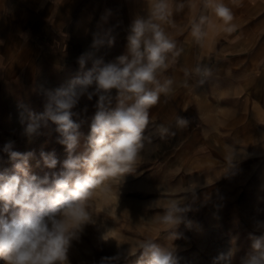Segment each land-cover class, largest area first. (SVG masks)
<instances>
[{
  "label": "clouds",
  "instance_id": "clouds-1",
  "mask_svg": "<svg viewBox=\"0 0 264 264\" xmlns=\"http://www.w3.org/2000/svg\"><path fill=\"white\" fill-rule=\"evenodd\" d=\"M203 7L208 14L191 21L190 34L196 43L212 26L210 17L220 22L223 33L230 35L236 31L233 11L224 0H203ZM184 8L183 0H152L147 18L137 17L130 25L126 54L105 63L84 53L78 57L80 68L84 69L89 60L92 66L82 76L73 78L66 87L41 86L44 111L28 112L25 132L29 138L41 135V127H47L50 121L56 126L60 137L57 142L65 146L67 158L59 171L45 172L41 177L29 172L34 151L21 153L13 150L14 141L5 142L3 152L12 162L11 170L0 171V259L5 264H70L68 254L73 242L80 240L88 225L97 224L90 211L94 191L134 172L145 141L151 143L153 135L162 141L176 136L166 124L150 120V110L162 95L171 97L175 92V81L161 77L177 62L183 48L178 47L164 25L171 24L173 13ZM101 43L94 40L92 46ZM108 43L112 45L114 41ZM194 72L202 77L212 76V69L202 63L197 64ZM184 74L190 73L185 69ZM187 86L184 81V87ZM84 96L89 101L98 97L86 137L80 130L81 123L73 119L77 115L73 109ZM24 122L22 113L21 123ZM152 124L154 131L148 134ZM175 124L184 129L189 120L177 115ZM82 140L83 151L77 153ZM40 156L45 168L56 169L54 151H41ZM187 210L172 201L159 221L167 228H175L183 220L180 214ZM255 227L262 234H249L252 252L241 264H264V221H257ZM107 231L101 233L100 241L109 240ZM119 246L117 243L115 255L101 257L98 264H118L137 252L140 255L136 264H178L174 250L162 249L153 239L137 241L125 251L119 250Z\"/></svg>",
  "mask_w": 264,
  "mask_h": 264
},
{
  "label": "crops",
  "instance_id": "crops-1",
  "mask_svg": "<svg viewBox=\"0 0 264 264\" xmlns=\"http://www.w3.org/2000/svg\"><path fill=\"white\" fill-rule=\"evenodd\" d=\"M183 2V11L174 12L172 23L164 25L183 52L161 80L171 77L188 85H183L186 104L172 106L166 120L168 127H176L177 115L189 120L183 132L188 195L199 185L193 178L206 170L213 169L223 178L237 176L239 169L252 171L257 160L264 161V0H224L233 11L236 31L223 33L220 22L210 17L212 26L206 28L199 44L190 34L191 21L208 14L207 9L203 0ZM151 3L0 0V96L8 95L10 86L30 83L36 65H43L38 78L45 80V65L86 72L92 61L81 69L78 57L84 53L105 63L114 62L126 54L132 21L147 18ZM94 40L102 43L93 47ZM109 40L114 43L109 45ZM198 63L211 68L212 76L197 75L194 69ZM185 69L190 73L187 76ZM150 111L157 116L159 108ZM153 120L157 123L158 118ZM255 145L261 146L258 154ZM202 168L205 171H199Z\"/></svg>",
  "mask_w": 264,
  "mask_h": 264
},
{
  "label": "rangeland",
  "instance_id": "rangeland-1",
  "mask_svg": "<svg viewBox=\"0 0 264 264\" xmlns=\"http://www.w3.org/2000/svg\"><path fill=\"white\" fill-rule=\"evenodd\" d=\"M45 66L47 79L38 78L43 65H36L30 83L23 87L10 86L9 94L0 96V171L12 168V162L3 152L7 141H14L15 151H34L29 160L30 174L42 177L45 172L59 171L67 158L65 146L57 142L60 137L54 124L49 121L47 127H41V135L29 138L25 132L26 118L29 111L36 114L44 111L41 86L66 87L85 71L77 72L75 67L63 66L55 70L52 65ZM174 81V94L171 97L162 95L154 106L159 108L158 115L150 111V119L158 118L157 124H166L172 106L186 104L184 81ZM112 95L115 96L114 91ZM97 99L94 96L89 101L84 96L73 109L77 113L73 119L81 123L80 130L85 137L90 131ZM115 105L113 99L112 107ZM22 113L24 123H21ZM169 128L176 132L175 137L162 141L153 135L151 143L145 141L134 172L125 174L122 180L106 182L108 187L94 191L90 211L97 218V224L86 227L81 235L84 241L73 242L68 254L70 264H98L101 257L117 253V243L119 250L125 251L143 239H153L162 249L174 250L178 264H241L252 252L249 234L261 235L255 225L257 221H264V161L257 160L252 171L239 169L237 176L223 178L213 169L206 170L207 173L193 178L198 179L197 190L186 195V136L183 133L186 129ZM153 131L154 124L149 126L148 134ZM83 147L84 140L77 153L83 151ZM41 151L55 152L56 169L43 166ZM260 152L261 146L255 145V153ZM172 201H176L177 207L188 210L180 214L183 220L178 226L167 228L159 217L165 214ZM106 230L109 240L102 242L99 237ZM99 245L101 248L97 249ZM139 255L137 252L127 259L122 258L118 264H136ZM221 256L224 259H220ZM0 264L5 262L0 259Z\"/></svg>",
  "mask_w": 264,
  "mask_h": 264
},
{
  "label": "bare ground",
  "instance_id": "bare-ground-1",
  "mask_svg": "<svg viewBox=\"0 0 264 264\" xmlns=\"http://www.w3.org/2000/svg\"><path fill=\"white\" fill-rule=\"evenodd\" d=\"M86 240V239H85ZM84 241V238L81 236L80 240L79 241H76L77 244H79L80 242ZM75 242V241H74ZM101 248L100 245L98 246L97 249ZM98 252V251H97Z\"/></svg>",
  "mask_w": 264,
  "mask_h": 264
}]
</instances>
